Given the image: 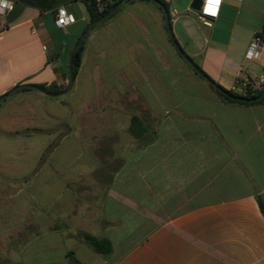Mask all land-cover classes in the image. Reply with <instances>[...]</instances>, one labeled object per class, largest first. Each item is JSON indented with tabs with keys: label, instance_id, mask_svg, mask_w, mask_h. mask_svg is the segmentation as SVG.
Masks as SVG:
<instances>
[{
	"label": "crops",
	"instance_id": "crops-1",
	"mask_svg": "<svg viewBox=\"0 0 264 264\" xmlns=\"http://www.w3.org/2000/svg\"><path fill=\"white\" fill-rule=\"evenodd\" d=\"M10 1L0 97L64 87L89 21L75 18L74 35L54 43L42 18L61 7L74 16L67 7L81 2ZM164 1L180 47L214 82L263 88L264 51L246 54L264 0H224L211 20L194 0ZM128 4L93 31L65 97L15 92L0 104V264H70V253L82 264H264V103L223 101L177 59L164 13ZM133 116L155 135L135 139ZM83 233L112 253L97 254Z\"/></svg>",
	"mask_w": 264,
	"mask_h": 264
},
{
	"label": "trees",
	"instance_id": "trees-1",
	"mask_svg": "<svg viewBox=\"0 0 264 264\" xmlns=\"http://www.w3.org/2000/svg\"><path fill=\"white\" fill-rule=\"evenodd\" d=\"M78 1H80L85 6L86 11L88 13V17H89V22L90 23H93V22L101 19L102 17H104V15H106L117 3L121 2L122 0H120L117 3H115L114 5H111V6L107 7V8H105L103 11H99V9L97 8V5H96V3H95L94 0H78ZM133 1L134 0H128L125 4H128V3L133 2ZM140 1H144V2H147V3H152L157 9H159L163 13V10L158 5H156L153 1H151V0H140ZM158 1L160 3H162L165 6V8L168 10V12L170 13V8H169L168 3H166L164 0H158ZM124 5H122L120 8H122ZM120 8L114 14H116L120 10ZM114 14L112 16H114ZM104 22H106V21H104ZM96 28H97V26L95 28H93L92 30H95ZM86 29H87V27L83 30L82 34L84 33V31ZM81 35H80V37H81ZM260 35L264 38V29H263V32ZM80 37L76 40L74 46L76 45V43L78 42V40L80 39ZM86 40L83 43V45L81 46V48L79 50V53H78V55H77V57L75 59V62H74V68H73L74 79L76 78V76H77V74L79 72V69H80V67L82 65V60H83V54H84V50H85ZM72 50L73 49H71V51L69 52V55H71ZM178 56L181 59H183L179 55V53H178ZM185 63L189 66V64L186 61H185ZM194 73H195V71H194ZM195 74L198 75L197 73H195ZM207 77H208V79L210 81L209 85L212 88V90L223 101H225L227 103L238 104V105H246V106H249V105H257V104L264 103V97L260 101H257V102H250V101H248V102H241V101H238L235 98V97H242V98L249 99V100L250 99L257 98V97H259L262 94L264 85H263V88L262 89L257 90V89H251L250 84H248L247 87H246V90H245V93L244 94H237V93H235L233 91L226 90L225 88H223L222 86H220L219 84H217L216 82H214L208 75H207ZM38 87H40L41 89H43L45 92H47L50 95L57 94V93L65 90L67 88V86L66 87H62V88H58L56 86L45 87L43 85L38 86ZM31 91H33V90L23 89V90L18 91V93L19 92H31ZM129 132H130V134L135 139H138V140L140 138H142L143 136H151V137H153L155 135V133L153 131H151V129H149L148 127L145 126L142 118L139 117V116H133L132 117L131 124H130V128H129ZM151 142H152V139L151 140H148L147 142H144L142 144L143 145H148ZM257 202H258V206H259L260 212L262 213V215L264 217V197L263 196H259L257 198ZM82 237H83L84 240H86L92 246L93 250L97 254H100V255H103V256H108L113 251L112 244L107 239H98V238H95V237H93L91 235L84 234V233L82 234ZM69 257H70V264H82V263H80L79 261H77L74 258V256H73L72 253H70Z\"/></svg>",
	"mask_w": 264,
	"mask_h": 264
},
{
	"label": "water",
	"instance_id": "water-1",
	"mask_svg": "<svg viewBox=\"0 0 264 264\" xmlns=\"http://www.w3.org/2000/svg\"><path fill=\"white\" fill-rule=\"evenodd\" d=\"M128 0H122L121 2L117 3L106 15H104V17H102L101 19L90 23L87 26V29L84 31V33L81 35L80 39L78 40V42L76 43V45L74 46L72 53L70 55V60H69V66H68V86L65 90L54 94V95H50L47 92H45L43 89H41L40 87H38L37 85H32V84H26V85H19L17 87H15L14 89H12L8 94L0 97V104L5 101L10 94H13L15 92H18L20 90L23 89H30V90H34L37 91L43 95L46 96H50L53 98H58L61 96H64L66 94H68L74 85V75H73V68H74V62L75 59L79 53V50L81 48V46L83 45V43L85 42V40L87 39V37L89 36L90 32L92 31L93 28H95L96 26L100 25L101 23H103L104 21L108 20L122 5H124ZM153 1L156 5H158L162 10L163 13L165 15V22H166V27L169 33V36L172 40V43L176 49V51L179 53V55L184 59V61H186L189 66L195 71V73H197L202 79H204L205 81H207L208 83H210L207 75L204 73V71L184 52V50L180 47L178 41L176 40L174 33H173V29H172V25H171V20H170V14L168 12V10L165 8V6L160 3L158 0H151ZM202 8V0H194V2L192 3V9L195 11H201ZM264 97V88H263V92L262 94L254 99H245L242 97H235L238 101L241 102H257L260 101L262 98Z\"/></svg>",
	"mask_w": 264,
	"mask_h": 264
},
{
	"label": "built area",
	"instance_id": "built-area-1",
	"mask_svg": "<svg viewBox=\"0 0 264 264\" xmlns=\"http://www.w3.org/2000/svg\"><path fill=\"white\" fill-rule=\"evenodd\" d=\"M99 11H103L105 8L114 5L120 0H94ZM224 0H220V4L217 6L216 14L212 15L206 11L208 8V0H202V8L199 11V15L204 20L216 19L221 11ZM241 2L242 0H235ZM14 10V3L10 0H0V18L7 16ZM76 22L75 17L70 14L64 7H61L55 12V23L59 29H65L72 26ZM264 51V38L261 35H256L249 45L246 58L247 60H254Z\"/></svg>",
	"mask_w": 264,
	"mask_h": 264
},
{
	"label": "rangeland",
	"instance_id": "rangeland-1",
	"mask_svg": "<svg viewBox=\"0 0 264 264\" xmlns=\"http://www.w3.org/2000/svg\"><path fill=\"white\" fill-rule=\"evenodd\" d=\"M147 5L149 7L156 8L152 3H147ZM128 6H130V4H125L122 7V9H124L125 7H128ZM67 9H69L74 14L75 18L77 19L78 25L76 27L82 26V25H84V22H88L89 21L87 11H86L85 7L81 3H77V4L74 3L72 6L67 7ZM1 20H2V17L0 18V21ZM108 21H109V19L106 20V22H104V24L108 23ZM42 22L44 24V30H45L46 36L50 40H52L54 43L58 42L59 40H64V39L70 37L71 35H74V32L76 30L75 28L59 29L57 27V25L55 24V21H54L52 12L51 13H47L46 15H44L43 18H42ZM89 24H90V22H88L87 25H89ZM98 27H99V25L97 26V28ZM93 31L94 30H92L90 32V34H89V36H88V38L86 40L84 54L86 53V50H87L88 46L90 45V36L93 33ZM81 34H82V32L77 35V39L80 37ZM84 54H83V56H84ZM69 56L70 55H67L66 58L69 59ZM176 57H177V59H179V61L187 69H190L189 66L177 54H176ZM190 71H191V69H190ZM65 80L67 81V84L64 87H66L68 85V76H66ZM32 93L33 94H36V95H41V94H37V92H35V91H32ZM42 97H45V99H47L48 101H55V100H53L51 98H48L46 96H42ZM63 97H65V95L64 96H61V97H58V98H63ZM140 107L141 106H138V109H140ZM123 120H124V113L122 112L120 115H118V122L120 121V123H122ZM29 169H30V165L27 166V171H29Z\"/></svg>",
	"mask_w": 264,
	"mask_h": 264
},
{
	"label": "snow or ice",
	"instance_id": "snow-or-ice-1",
	"mask_svg": "<svg viewBox=\"0 0 264 264\" xmlns=\"http://www.w3.org/2000/svg\"><path fill=\"white\" fill-rule=\"evenodd\" d=\"M220 4V0H208V8L206 9L212 15L216 14L217 6Z\"/></svg>",
	"mask_w": 264,
	"mask_h": 264
}]
</instances>
